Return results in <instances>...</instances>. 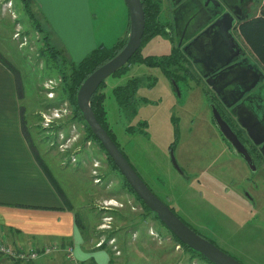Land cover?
Masks as SVG:
<instances>
[{"label":"rangeland","instance_id":"rangeland-1","mask_svg":"<svg viewBox=\"0 0 264 264\" xmlns=\"http://www.w3.org/2000/svg\"><path fill=\"white\" fill-rule=\"evenodd\" d=\"M116 1L120 8L115 0H88L92 25L86 36L71 29L81 20L66 18L63 11H58L57 20L41 8V22L52 32L55 45L64 47L78 62L93 48H110L121 38L129 16L124 0ZM160 1L161 22L174 28L169 5L172 0ZM236 32L234 26V37ZM43 35L24 13L21 0H0V54L19 73L24 129L81 216L84 225L79 228L87 227L89 219L95 220L97 224L87 233L93 239L108 235L122 226V214L136 204L138 208L130 210V217L136 216L132 220H141L136 237L126 235L118 242L119 251L112 250L115 246L108 247L104 238L107 247L103 252L112 260L108 264H207L198 258L190 260L182 247L177 249L168 230L144 211L134 194L122 189L120 173L110 166L99 145L86 138L84 125L70 119L72 107L66 100L58 107H48L61 93V77L46 66L40 54ZM170 35L166 30L144 40L140 52L170 54L177 45ZM236 35L235 42L252 57ZM77 42H82V48L75 51ZM132 77H139L138 90L133 102L121 105L114 89ZM176 81L174 84L159 67L135 62L120 75L108 76L99 90L106 95L109 127L137 173L184 222L243 264H264V169L251 168L221 136L212 119L211 92H204L211 88L204 79L197 83L187 76ZM262 84L264 87V81ZM262 97L264 103V88ZM59 124L62 127L56 128ZM171 152L182 172L173 165ZM101 230L105 232L98 234ZM126 230L120 229L131 233ZM99 261L107 264L103 256Z\"/></svg>","mask_w":264,"mask_h":264},{"label":"crops","instance_id":"crops-1","mask_svg":"<svg viewBox=\"0 0 264 264\" xmlns=\"http://www.w3.org/2000/svg\"><path fill=\"white\" fill-rule=\"evenodd\" d=\"M88 3V0H35L34 10L40 18L44 16V11L47 16L48 14H54L55 18L59 20L58 11H63L66 18L73 17L81 20L77 23V26L71 29H73L72 31H76V33L82 32L86 36L92 25L89 7L87 6ZM115 3L118 2L115 0ZM119 3L117 7L120 8L121 5ZM263 5L264 0H260V4L257 5L256 0H250L248 5L241 11V15H244V18L259 15ZM41 8L43 11L40 10ZM124 16L126 15L122 16L123 20H125ZM236 24L238 25V22ZM237 25L235 26L236 34L238 33L241 40L248 47L252 57L244 47V49L239 47L237 43L242 55L244 54L245 61L244 59L237 60L240 55L235 57L232 62L239 63L235 66L246 64L245 67H247L249 72L257 71L260 74V70H263L264 66L258 61L254 52L244 41ZM168 28L169 32L172 33L173 28L170 24ZM128 34L129 24L121 35V38L128 37ZM236 34L235 37L237 39ZM190 36L192 37L193 35L191 34ZM192 39L186 44L191 56L183 51L182 42H180V48L191 63L192 57L201 59L207 56V48L202 44V41L198 40L189 45ZM81 43L77 42L78 46L74 48L75 51L82 48L80 46ZM73 61L77 62L74 59ZM192 65L194 67V64ZM232 72L230 78L237 77V73L235 71ZM208 90L212 92L211 89L208 88ZM22 115L16 78L11 70L0 61V239H5L14 247L28 248L31 246L32 248L42 249L52 245V243H56L62 249L48 255H41L29 261H12L6 257H0V264H100V256H103L108 264L110 258L103 252L106 249L94 245L100 238H107L105 233L100 234L105 232V230H101L98 233L100 236L97 239H93V236L89 235L87 231L89 229L91 231L97 224V221H91L88 218V228L83 227L84 229H80L77 226L75 220L76 210L73 207L71 209L65 207L63 198L57 193L55 187L49 181V178L37 161V155L25 136L21 124ZM134 205H131L130 209L124 211L123 217L119 221V224L122 226L116 227L115 234L107 239L108 241L114 240L108 246H115V249L112 248L113 251H119L118 242L125 240L126 235L134 234V237L137 235L138 230L136 228L138 223H136L135 227H132L131 225L133 224L130 223V220H132V217H130L132 212L130 210L138 208L136 204ZM79 217L81 220L80 215ZM81 223L83 224L82 220ZM106 223L108 224L107 227L112 225L110 221ZM122 228H127L126 231L131 230V233L120 231ZM110 231L114 232V230ZM151 231L154 232L153 230ZM68 245L74 248L73 260L67 259L63 249L64 246ZM87 258H91V260L85 261Z\"/></svg>","mask_w":264,"mask_h":264},{"label":"water","instance_id":"water-1","mask_svg":"<svg viewBox=\"0 0 264 264\" xmlns=\"http://www.w3.org/2000/svg\"><path fill=\"white\" fill-rule=\"evenodd\" d=\"M128 9L129 16V34L123 48L112 58L95 69L83 81L76 95L77 106L80 109L84 121L91 129L94 136L101 143L106 153L111 157L119 172L126 179L127 183L134 190L143 203L156 214L158 220L164 224L182 243L188 245L193 250L201 253L207 260L213 264H243L234 256L230 255L223 249L219 248L209 239L197 233L187 223H185L167 204H165L145 183L141 176L134 169L117 144L112 140L108 132L97 120L91 106L90 99L99 85L105 79L124 66L132 55L139 49L145 27V13L141 0H124ZM224 6L211 17L214 19L211 23L207 21L199 26V33L192 39L189 45L202 41L205 46L207 56L201 59L192 57V63L196 67L198 73L205 80V83L214 91L221 99L226 107H230L235 103L246 91L253 88L259 80V76L255 75V79L249 87L241 90V95L230 104L223 99L220 90L228 85L237 77H232L227 82L220 85L217 78L221 75H228L237 62H232L235 57L241 55V50L235 42V37L231 32L233 22L244 20V15H233L230 11L223 12ZM181 46V43H178ZM187 45L182 49L189 56ZM227 54H229L227 56ZM201 64V65H200ZM254 73L259 74L257 71ZM261 73V72H260ZM237 107H243L239 105ZM245 108V107H244ZM212 119L219 129L222 136L231 144V146L239 152L245 161L251 164V155L242 141L239 139L230 124L225 120L216 104L211 105ZM251 114V115H249ZM246 118L238 117L241 126L245 129L250 139L255 144H261L264 136L258 138V134L264 132V124L254 114L253 110L249 111ZM264 156V146L262 147ZM171 160L173 165L179 172V168L172 152Z\"/></svg>","mask_w":264,"mask_h":264},{"label":"trees","instance_id":"trees-1","mask_svg":"<svg viewBox=\"0 0 264 264\" xmlns=\"http://www.w3.org/2000/svg\"><path fill=\"white\" fill-rule=\"evenodd\" d=\"M24 13L29 18V20L35 25L37 30L44 32V35L42 37L43 40V46L40 49V54L45 57V63L46 66L50 69H53L56 73H58L61 77V83H60V91L58 98L56 101H52L48 107H58L64 100H66L72 107V121H80L85 129H86V138L94 140L104 151L106 154V158L110 164V166L115 169L117 172H119L118 168L114 164L111 157L106 153L105 149L101 145V143L97 140V138L92 133L91 129L87 125V123L84 121L83 115L80 111V109L77 106L76 102V95L78 92L79 87L83 83V81L87 78L89 74H91L95 69H97L100 65L105 63L107 60L112 58L114 55H116L125 45L127 41L126 38L118 39L112 47L107 48L104 45H99L98 47L92 49L85 57L80 59L78 62H75L69 57L66 52V49L64 47H57L55 45V42L52 39L51 33L49 29L45 28V24L41 22V18L37 14V12L34 10L35 6L33 4L32 0H21ZM144 13H145V27H144V33L142 37V42L144 40H148L151 37L157 35L158 33L164 32L168 30L169 24L161 22L159 18V14L161 12V1L160 0H141ZM260 4V0H256V5ZM238 29L240 31L241 36L243 37L244 41L247 43V45L251 48V50L254 52L255 56L257 57L258 61L264 66V5L262 6L260 10L259 15H252L246 17L244 20L238 22ZM172 38V36L170 35ZM141 42V43H142ZM141 46V45H140ZM173 51L170 54H164L160 56L156 55H143L140 52L139 49L132 55V57L129 59V61L122 66L120 69H118L116 72H114L112 75H120L122 72H124L128 65L131 63H140L147 67H159L162 72L176 84V80L178 78H183L190 76L196 80L197 83H200V81L203 79L201 75H199L198 79L195 78V75H198V73L194 70L193 63L189 60V58L185 55V53L182 51V49L176 45L172 49ZM0 61L11 70V72L14 74L16 81H17V92L18 96L21 99L22 97V90L19 80V73L17 68H14L13 65L6 60L3 56L0 54ZM189 69L194 71V73L188 70ZM105 81H103L99 87L96 89V91L92 94L90 99V106L97 118V120L101 123V125L105 128V130L108 132L112 140L117 144L119 149L123 152L121 149L115 133L112 131V129L109 127L108 121H107V110L105 108V98L106 95L103 91H100L99 88L101 86H104ZM140 84L139 77H132L130 78L125 85H119L114 89L115 96L117 98V101L121 105H128L129 103L133 102L134 96L138 90ZM151 85V84H150ZM205 93H209V90H205ZM210 99H212V103L216 104L217 107L220 109V106L218 103V100L213 92H211ZM23 108L21 107V115L23 114ZM22 119V127L25 132V136L28 138V135L24 129V123L23 118ZM62 126L59 124L56 126V128H61ZM132 130H135V128H130ZM30 142V140H29ZM31 144V142H30ZM31 147L33 148L34 153L37 157V161L40 164L41 168L49 178V181L52 183V185L55 187L57 193L63 198V201L65 203V207L71 209L72 206L64 193L63 189L57 182V180L53 177L51 171L47 167L46 163L42 160L41 156L37 153V151L34 149L33 145L31 144ZM172 145L170 146V148ZM125 157L128 159L127 155L123 152ZM129 160V159H128ZM130 162V160H129ZM131 163V162H130ZM132 164V163H131ZM133 166V165H132ZM134 167V166H133ZM135 169V168H134ZM120 173V172H119ZM139 174V173H138ZM122 189L126 190L128 193L134 194L136 199L140 202L142 205V208L147 213H151L154 215V218H157L156 214L152 212L144 203L143 201L137 196V194L134 192V190L130 187V185L127 183L126 179L122 176ZM172 210L173 208L170 207ZM174 211V210H173ZM135 217V216H134ZM132 217V218H134ZM131 218V219H132ZM75 220L78 227L83 226L80 220V217L77 213H75ZM159 221V220H158ZM130 223L133 224V226H136V223L138 225L141 224V220H130ZM159 223L165 227L168 232L170 233L172 240L175 245H180L182 247L183 251L189 254V259L193 260L195 258H198L202 261H204L207 264H213L209 260H207L201 253H199L196 250H193L188 245L182 243L164 224H162L160 221ZM186 223V222H185ZM137 225V230L140 229ZM141 226V225H140ZM81 229V228H80ZM115 231H110L107 235V238H110V236L114 235ZM143 237V236H140ZM206 238V237H205ZM211 241V240H210ZM213 242V241H211ZM214 243V242H213ZM215 244V243H214ZM216 245V244H215ZM100 248L107 247L106 243H102L100 246H96ZM128 248H130V245H128ZM110 252V249H108ZM113 257V256H112ZM236 258V257H235ZM110 263H112V260H109ZM88 264V263H84ZM93 264V263H91Z\"/></svg>","mask_w":264,"mask_h":264},{"label":"flooded vegetation","instance_id":"flooded-vegetation-1","mask_svg":"<svg viewBox=\"0 0 264 264\" xmlns=\"http://www.w3.org/2000/svg\"><path fill=\"white\" fill-rule=\"evenodd\" d=\"M249 1L250 0H172L170 2V7L171 14L174 16V28L172 26L173 31L172 33L170 32V34L172 37L174 36V39H176L177 45L179 42H182V46H184L189 40L199 33L200 25L207 21H210L211 23L215 19H212L211 17L214 13L222 9L223 6V12L230 11L233 13V15L237 16L241 15V11L248 5ZM236 23L237 20L233 22L231 32L233 31ZM191 34L193 35L192 37L190 36ZM228 55L229 54H227V56ZM242 59L245 61L244 54L242 55L241 52V56L238 57L237 60L239 61ZM245 66L246 64L235 66L228 71L230 73H228L227 76L221 75L217 78L220 87L221 84L223 86V83L227 82L229 79H232L230 78L232 71L237 73V78L232 80L228 85L220 90L221 97L223 99L225 98L227 104H230L241 95L242 89H246L251 85V82H253L255 79V75H257L260 76V80L257 82L255 87L246 91L230 107H226L221 99L216 95L218 100L217 104L220 106V109H218L222 116L230 124L232 129L235 131L239 139L250 153L251 164L248 165L253 169H264V156L262 153L264 141L261 144H255L254 141L249 138L245 129L241 126L238 120V117L246 118L249 114V111L253 110L254 114L264 124V103L262 97V91L264 88L262 84L264 81V70L259 69L261 72L260 74L254 72L251 73V71L249 72ZM243 76L245 77L243 78ZM239 105H242L243 107H237ZM262 136H264V132L258 134V138ZM223 139L229 146H231V144L224 137ZM236 153L239 154L238 151H236Z\"/></svg>","mask_w":264,"mask_h":264},{"label":"built area","instance_id":"built-area-1","mask_svg":"<svg viewBox=\"0 0 264 264\" xmlns=\"http://www.w3.org/2000/svg\"><path fill=\"white\" fill-rule=\"evenodd\" d=\"M237 24H235L236 26ZM75 160V158H74ZM98 182V179H95V183ZM110 203V200L104 201V205H108ZM152 235H154V232H150ZM113 239L108 241V244L113 243ZM105 242L104 238H101L98 242H96L95 246H100L102 243ZM177 249H180V245H176ZM62 249L61 246H59L56 243H52L50 246H46L42 249L32 248L31 246L28 248L24 247H14L10 245L5 239H0V257H6L9 258L12 261H29L38 258L41 255H48L52 252L58 251ZM64 251L66 253L67 259L73 260L74 259V248L73 246H64ZM113 249H115L113 247Z\"/></svg>","mask_w":264,"mask_h":264}]
</instances>
